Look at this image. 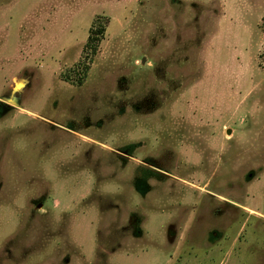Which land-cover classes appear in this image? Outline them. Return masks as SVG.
Returning <instances> with one entry per match:
<instances>
[{
	"label": "rangeland",
	"instance_id": "rangeland-1",
	"mask_svg": "<svg viewBox=\"0 0 264 264\" xmlns=\"http://www.w3.org/2000/svg\"><path fill=\"white\" fill-rule=\"evenodd\" d=\"M0 264H264V0H0Z\"/></svg>",
	"mask_w": 264,
	"mask_h": 264
},
{
	"label": "trees",
	"instance_id": "trees-1",
	"mask_svg": "<svg viewBox=\"0 0 264 264\" xmlns=\"http://www.w3.org/2000/svg\"><path fill=\"white\" fill-rule=\"evenodd\" d=\"M102 33H103V27H99L96 30L91 29L90 30V35L88 36V40H87L86 45L89 46V47L90 46H94V42H96V40H97L96 36H94V35L102 34Z\"/></svg>",
	"mask_w": 264,
	"mask_h": 264
}]
</instances>
